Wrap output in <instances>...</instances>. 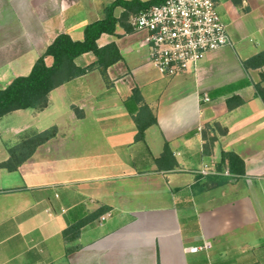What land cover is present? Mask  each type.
Returning a JSON list of instances; mask_svg holds the SVG:
<instances>
[{
    "label": "crops",
    "instance_id": "1",
    "mask_svg": "<svg viewBox=\"0 0 264 264\" xmlns=\"http://www.w3.org/2000/svg\"><path fill=\"white\" fill-rule=\"evenodd\" d=\"M111 1L0 0V88L27 75L59 33L83 39ZM215 1L230 43L195 68L161 73L130 14L97 40L121 54L107 78L95 68L59 79L46 106L0 116V162L26 132L56 129L14 169L0 167V264H264V63L244 66L264 51V0ZM19 21L28 34L13 35ZM30 48L38 55L25 60ZM95 59L85 52L76 63ZM144 105L157 122L141 141ZM166 142L173 165L157 161ZM223 150L244 160L243 175H226V163L199 172L212 160L218 168Z\"/></svg>",
    "mask_w": 264,
    "mask_h": 264
},
{
    "label": "trees",
    "instance_id": "2",
    "mask_svg": "<svg viewBox=\"0 0 264 264\" xmlns=\"http://www.w3.org/2000/svg\"><path fill=\"white\" fill-rule=\"evenodd\" d=\"M164 0H112L104 7V16L89 22L84 29L83 39H73L69 33L61 32L46 47L45 51L35 60L31 71L27 75L16 76L6 87L0 88V116L14 110L29 107L42 108L48 103V94L58 83L59 79H71L73 77L85 74L92 69H99L102 75L107 78V68L121 58L119 49L115 43L105 46L98 44V38L102 33L113 34L117 23L126 19L130 14L138 13L148 9L155 4H160ZM122 7L123 11L119 16L115 14V9ZM93 52L96 55L94 62L85 66L76 63V58L85 52ZM53 57V63H46V56ZM264 63V51L244 60V66L247 68L252 65H261ZM258 93L264 100V86L256 84ZM140 99L139 90L134 89L132 96L126 100V105L132 113L136 109L131 107V101ZM143 117L136 115L138 132L136 140L145 139V131L149 125L156 123V117L151 109L144 105ZM56 132L55 128L46 129L42 132H26L22 140L10 148L11 156L7 161L0 162V167L14 169L18 163L28 154H31L40 143L52 137ZM171 154L170 147L166 142L164 150L158 162L173 165L169 160ZM21 157L15 159V157ZM227 164L229 170L238 175L245 173L244 160L234 151H225L221 153V160L218 163V169H222ZM82 221L76 225L81 226Z\"/></svg>",
    "mask_w": 264,
    "mask_h": 264
},
{
    "label": "built area",
    "instance_id": "3",
    "mask_svg": "<svg viewBox=\"0 0 264 264\" xmlns=\"http://www.w3.org/2000/svg\"><path fill=\"white\" fill-rule=\"evenodd\" d=\"M129 23L135 30L147 33L150 62L169 76L195 68L209 51L230 43L227 25L215 0H164L132 14ZM205 100L209 97L205 96ZM199 172H219L217 162L203 163ZM224 173L231 175L228 168ZM110 215V211L106 212L102 220ZM202 248L191 246L190 250Z\"/></svg>",
    "mask_w": 264,
    "mask_h": 264
},
{
    "label": "rangeland",
    "instance_id": "4",
    "mask_svg": "<svg viewBox=\"0 0 264 264\" xmlns=\"http://www.w3.org/2000/svg\"><path fill=\"white\" fill-rule=\"evenodd\" d=\"M18 1V4H19V6L20 7H24V6H26V5H30L29 3H30V0H17ZM23 9V8H22ZM25 10V9H24ZM26 12L27 11H24V13H25V15H27L26 14ZM22 13V12H21ZM4 14L6 15V19H9V20H11V16H9L8 15V13L7 12H4ZM132 15V14H131ZM27 29H30V28H28V27H26V26H23L22 25V23L19 21L18 22V25H16L15 26V24L13 23V35H16L17 34V32L19 33V34H21L22 32H25L26 34H28V30ZM38 52H37V48H34V49H29V50H27V52H26V54H24V56H23V58L26 60L27 58L28 59H30V57L32 56V55H36V57H37V54ZM4 121H6V122H10L11 124H13V123H16V122H18L19 121V118H17V117H6V119H4Z\"/></svg>",
    "mask_w": 264,
    "mask_h": 264
}]
</instances>
